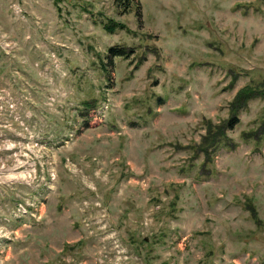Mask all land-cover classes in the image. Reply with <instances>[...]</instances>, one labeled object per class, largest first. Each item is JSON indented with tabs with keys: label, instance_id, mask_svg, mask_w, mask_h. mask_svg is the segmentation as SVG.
<instances>
[{
	"label": "rangeland",
	"instance_id": "rangeland-1",
	"mask_svg": "<svg viewBox=\"0 0 264 264\" xmlns=\"http://www.w3.org/2000/svg\"><path fill=\"white\" fill-rule=\"evenodd\" d=\"M0 264H264V0H0Z\"/></svg>",
	"mask_w": 264,
	"mask_h": 264
},
{
	"label": "trees",
	"instance_id": "trees-1",
	"mask_svg": "<svg viewBox=\"0 0 264 264\" xmlns=\"http://www.w3.org/2000/svg\"><path fill=\"white\" fill-rule=\"evenodd\" d=\"M115 1H116L117 7H120V8L127 10V9L131 8V2L133 0H115ZM116 27L123 28V26H121L120 24H115L114 22H111V24H109V23L104 24L103 29L107 32H112ZM130 56H131L130 51L128 52L127 48H124V47H113L112 46V47L108 48L107 53H106V59H107L108 65L111 64L112 59L115 57L127 59ZM105 67H106V65H105ZM258 95H261V92L256 91V90H250L247 87L244 88L243 90H241L234 100V103L237 104V106L234 110L235 114L232 115V117L227 121V123L225 124L223 129H226V130L235 129V127L240 123L238 113L242 109L246 108L248 105V102L253 100L254 98H256ZM85 104H86V106L91 105V103H89V102H86ZM222 135H224V134L221 133L217 137L211 139L212 140V142L210 144L211 151H212V149H215V150L219 149L220 145L222 144V139H219V137ZM223 145H226V142Z\"/></svg>",
	"mask_w": 264,
	"mask_h": 264
}]
</instances>
